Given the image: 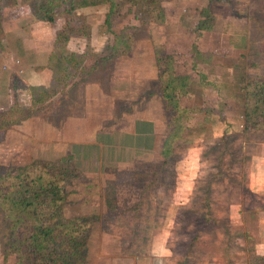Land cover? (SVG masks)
<instances>
[{"label": "rangeland", "instance_id": "1", "mask_svg": "<svg viewBox=\"0 0 264 264\" xmlns=\"http://www.w3.org/2000/svg\"><path fill=\"white\" fill-rule=\"evenodd\" d=\"M34 1L0 0V35L3 19L20 16L36 21ZM82 1L85 4L69 15L59 12L65 7L61 4L53 22L36 21L42 31H62L58 43L66 32L80 35L74 41L85 48L78 52V63L62 64L58 81L49 87L51 93L56 91L52 96L24 108L15 99L17 116L18 110L28 114L30 126L42 134H50L44 126L51 124L74 135L70 122L94 130L123 125L137 114L155 115L161 121L162 141L170 115L157 83L162 63L158 57L164 60L170 54L166 61L175 63L178 71L189 67L185 50L188 37H194L190 27H195L206 0H156L155 7L165 10V24L137 19L139 6L120 0L110 27L104 23L107 4ZM212 9L224 19L230 42L243 48L237 54L226 51L222 37L218 61L232 68L221 78L206 65L193 70L189 96L180 100L189 112L166 165L161 169L159 161L149 162L101 181L73 177L63 184L67 193L79 189L83 198L98 199L103 189L105 202L112 199L118 205L103 214L101 227L115 232L116 241L100 244L93 238L85 264H264V132L243 131L241 89L242 78L264 76V0L217 1ZM130 25L137 27L133 49L98 61L108 54L112 33ZM83 26L97 32L95 37L77 30ZM211 36L214 33L204 38L203 49L219 42ZM87 81L92 84L86 86ZM8 127L0 128V173L29 158L28 152L18 149L21 132ZM107 190L112 197H106ZM70 207L68 214L74 211ZM5 242L0 210V264H12L13 258L4 254Z\"/></svg>", "mask_w": 264, "mask_h": 264}, {"label": "trees", "instance_id": "2", "mask_svg": "<svg viewBox=\"0 0 264 264\" xmlns=\"http://www.w3.org/2000/svg\"><path fill=\"white\" fill-rule=\"evenodd\" d=\"M127 1L139 6L137 19L144 21L145 17H148L159 24L166 23L165 10L163 7H155L156 0ZM217 1L229 2L230 0H207L198 11L195 27L191 29L194 37L188 50L190 62L187 69L178 71L175 63L167 62L166 59L170 58V54H166L164 60L158 57L162 63L157 71V83L163 105L170 115L169 130L159 150L161 169L171 155L174 141L181 137L183 120L187 117L189 110L181 105L180 100L189 96L188 87L193 70L207 59V55L198 45V39L203 31L211 30L214 26L215 15L211 5ZM63 3L65 7L59 12L67 15L85 4L82 0H35L34 16L38 20L53 22L58 12L57 7ZM101 3L108 6L104 23L110 27L112 15L118 8L120 0H101ZM88 27L83 26L82 29L77 30L89 38L91 28ZM136 30V26L130 25L119 32H113L108 54L98 61L130 52L133 49ZM61 33L62 31L57 32L55 41L59 51L55 50L51 55L52 66L58 72L62 70L61 66L65 62L78 63L81 60L80 54L65 49L64 45L71 35L70 32L63 34V41L58 43ZM242 81L244 82L241 87L243 131L245 133L256 130L264 132V76L242 78ZM30 90L33 103L43 101L56 92L51 93L50 88L44 87H31ZM15 107L12 106L0 112V128L8 127L29 116L28 114L23 116L22 110H18L21 116H17L19 114ZM220 140H224V137ZM79 174L69 154L56 159L34 158L23 165L8 167L0 173V210L6 225L4 254L6 257L13 258L12 264L86 263L89 239L93 225L99 216L96 214L65 216L63 214V205L68 194L63 184ZM106 197H112L108 190ZM111 200L106 199L109 210H113L115 205Z\"/></svg>", "mask_w": 264, "mask_h": 264}, {"label": "crops", "instance_id": "3", "mask_svg": "<svg viewBox=\"0 0 264 264\" xmlns=\"http://www.w3.org/2000/svg\"><path fill=\"white\" fill-rule=\"evenodd\" d=\"M212 12L215 15V24L211 30L202 32L198 39V45L199 47L205 45L202 42L211 33H214V36L211 37H214V40L218 38L219 42L213 41L212 44L208 45L210 48L203 49L202 46L200 47L203 53L211 52L206 54V57L211 55V58L199 64L209 66V68L212 67L217 73V77L221 78V75L226 73L225 71L232 68V64L218 61L222 37L226 39L225 49L228 52L237 54L240 53L243 47H237L230 42L231 37L225 29L224 19L215 14L213 9ZM36 21L40 20L37 19ZM36 21L34 18L28 20L20 16L3 19L2 21V35H0V112L11 108L15 99L20 102L21 108H24L27 105L26 103L30 105L32 102L31 87L48 89L58 81L57 78L60 73L55 71V67L52 66L53 62H51V55L57 47V44L55 46L57 31H49L46 28L42 31ZM193 27H190V29ZM96 34L97 32L91 31L93 37ZM77 35L71 34L64 46L67 51L79 54L84 51L85 46H82L79 42L75 43V38L76 40L81 38L80 35ZM188 40L186 54H188L192 39L188 37ZM84 84L89 86L92 83L87 81ZM100 91H104L103 86ZM138 115L129 118L123 125L94 130L82 125L81 122L79 124L78 122L74 124L70 122L71 125H74V127L72 126L74 135L65 131L62 133L58 127L54 128L51 124L50 126H44L46 130L50 131V134H42L40 128L35 130L30 126L28 117L21 119L17 125H14L15 127H8L6 130L12 129L21 132L22 142L21 144L18 143V149L28 152L29 158L26 162L31 161L33 158L51 159L69 154L80 172L77 178L82 177L87 180L101 181L104 178L108 179L109 174L116 171L131 169L149 162L159 161L160 163L159 150L162 141H160L159 132L162 129L161 121L155 115ZM51 131L57 132V134H51ZM31 140H33V145L30 146ZM35 141L38 142L37 145ZM89 183L87 182V185ZM81 185L84 186L85 182ZM76 191L77 193H75ZM103 194L102 189V192L97 194L98 199L83 198L80 190L75 189L71 192V195L70 193L67 194L66 202L63 205L65 216H82L86 214L99 216V219L93 225L89 242L94 238L100 244L116 241L117 239L115 232L101 228L104 220L103 214L106 211L116 210L118 206L115 204L113 210H109ZM70 206L74 208V211L68 214L67 210L71 208ZM89 254L90 246L88 245Z\"/></svg>", "mask_w": 264, "mask_h": 264}, {"label": "built area", "instance_id": "4", "mask_svg": "<svg viewBox=\"0 0 264 264\" xmlns=\"http://www.w3.org/2000/svg\"><path fill=\"white\" fill-rule=\"evenodd\" d=\"M156 264H163L161 261L156 262Z\"/></svg>", "mask_w": 264, "mask_h": 264}]
</instances>
